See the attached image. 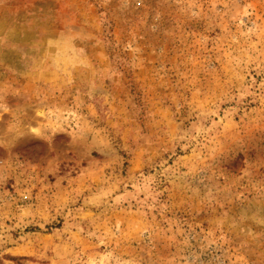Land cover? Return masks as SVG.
<instances>
[{
  "label": "rangeland",
  "instance_id": "1",
  "mask_svg": "<svg viewBox=\"0 0 264 264\" xmlns=\"http://www.w3.org/2000/svg\"><path fill=\"white\" fill-rule=\"evenodd\" d=\"M0 264H264V0H0Z\"/></svg>",
  "mask_w": 264,
  "mask_h": 264
}]
</instances>
